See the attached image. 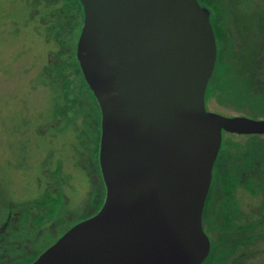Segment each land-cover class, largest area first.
<instances>
[{"label":"water","instance_id":"95a60500","mask_svg":"<svg viewBox=\"0 0 264 264\" xmlns=\"http://www.w3.org/2000/svg\"><path fill=\"white\" fill-rule=\"evenodd\" d=\"M77 1L75 58L99 107L105 198L31 264H204L223 140L264 137V119L207 109L218 50L198 0Z\"/></svg>","mask_w":264,"mask_h":264},{"label":"rangeland","instance_id":"374dc122","mask_svg":"<svg viewBox=\"0 0 264 264\" xmlns=\"http://www.w3.org/2000/svg\"><path fill=\"white\" fill-rule=\"evenodd\" d=\"M202 2L223 40L217 57L232 67L208 86L207 109L264 119V0ZM66 5L0 0V264L38 257L105 198L99 107L75 58L82 19ZM261 202L249 245L226 246L219 236V249L230 248L224 264H264V192Z\"/></svg>","mask_w":264,"mask_h":264},{"label":"flooded vegetation","instance_id":"af4514ba","mask_svg":"<svg viewBox=\"0 0 264 264\" xmlns=\"http://www.w3.org/2000/svg\"><path fill=\"white\" fill-rule=\"evenodd\" d=\"M201 5L211 11L205 3ZM213 22V18H211V25ZM259 22L260 27L264 28V18H260ZM215 39L218 44L216 35ZM222 41L220 38L219 42ZM217 50L219 52L218 45ZM228 59L227 56L223 62H220L217 57L209 87L210 84L213 87L215 81L221 79V74L232 70V67L225 61ZM241 140L246 141V145L253 142L255 147H248L249 145L244 147L245 144H241ZM262 162H264V137L246 138L231 134L223 140L213 167L202 220L204 231L211 243L208 259L213 256L214 264H224V258L230 253V248L219 249L223 245L220 242V237L224 239L226 246H229L233 240H236L235 244L238 246L249 245L250 241L256 239L257 233L261 229V217L263 216L261 200L264 192L261 175ZM234 172L238 178L231 182ZM232 249L233 247H231Z\"/></svg>","mask_w":264,"mask_h":264},{"label":"trees","instance_id":"16d2710c","mask_svg":"<svg viewBox=\"0 0 264 264\" xmlns=\"http://www.w3.org/2000/svg\"><path fill=\"white\" fill-rule=\"evenodd\" d=\"M198 1L200 2V4H203L202 0H198ZM66 6H67V9L68 10L73 8V10L77 11V14L76 15H77L78 21L81 18L82 19V22H83L82 9H81V6H80V4H79V2L77 0H67V5ZM78 25H79V23H78ZM212 26H213L214 33L216 35L217 41L219 43V41H220V34L216 30V28H215V22L212 23ZM218 60H220V55H219ZM36 258H37V255L35 253V255L33 257H29V258L25 257V258H23L20 261V264H31ZM214 263L215 262L213 261V256H211L208 260L205 261L204 264H214Z\"/></svg>","mask_w":264,"mask_h":264}]
</instances>
